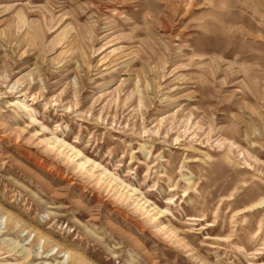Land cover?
<instances>
[{
    "label": "rangeland",
    "instance_id": "rangeland-1",
    "mask_svg": "<svg viewBox=\"0 0 264 264\" xmlns=\"http://www.w3.org/2000/svg\"><path fill=\"white\" fill-rule=\"evenodd\" d=\"M0 223V264H264V0H0Z\"/></svg>",
    "mask_w": 264,
    "mask_h": 264
},
{
    "label": "bare ground",
    "instance_id": "bare-ground-1",
    "mask_svg": "<svg viewBox=\"0 0 264 264\" xmlns=\"http://www.w3.org/2000/svg\"><path fill=\"white\" fill-rule=\"evenodd\" d=\"M0 227H1V223H0ZM8 227V224H6L5 225V229ZM159 227V226H158ZM1 233H3V231L1 232V230H0V234ZM65 255H67V260L68 259H70V257H69V255L67 254V253H65ZM30 255H28V257H29ZM53 256V254H46L45 256H41V255H35V256H33L34 258H39V259H42V258H45V259H47V258H51Z\"/></svg>",
    "mask_w": 264,
    "mask_h": 264
}]
</instances>
